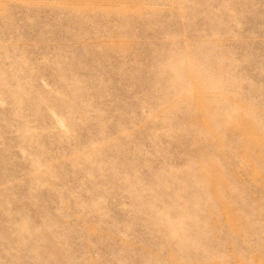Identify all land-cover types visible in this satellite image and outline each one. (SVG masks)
I'll list each match as a JSON object with an SVG mask.
<instances>
[{"label":"rangeland","instance_id":"1","mask_svg":"<svg viewBox=\"0 0 264 264\" xmlns=\"http://www.w3.org/2000/svg\"><path fill=\"white\" fill-rule=\"evenodd\" d=\"M0 264H264V0H0Z\"/></svg>","mask_w":264,"mask_h":264}]
</instances>
